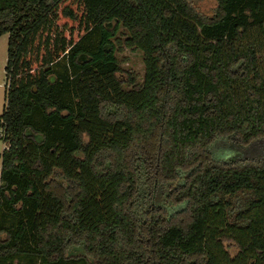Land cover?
Listing matches in <instances>:
<instances>
[{
	"label": "trees",
	"instance_id": "1",
	"mask_svg": "<svg viewBox=\"0 0 264 264\" xmlns=\"http://www.w3.org/2000/svg\"><path fill=\"white\" fill-rule=\"evenodd\" d=\"M215 1L3 0L0 264H264V0Z\"/></svg>",
	"mask_w": 264,
	"mask_h": 264
},
{
	"label": "rangeland",
	"instance_id": "2",
	"mask_svg": "<svg viewBox=\"0 0 264 264\" xmlns=\"http://www.w3.org/2000/svg\"><path fill=\"white\" fill-rule=\"evenodd\" d=\"M191 6L200 14L211 17L215 13L216 1L215 0H188ZM3 4V0H0V6ZM124 34L126 32L123 29L119 30L117 35L119 44L117 43L116 57L119 62V66L122 70L120 73L121 78H125L127 74L136 77L137 82H141L144 75V64L142 52L136 48H129L123 44ZM7 38L8 34L0 36V114L3 111L5 105V90L7 77L5 75L4 66L7 60ZM119 76V77H120ZM129 88L124 85L123 89ZM4 146L3 140L0 139V156L2 148ZM225 248L229 253L234 254L236 251L235 245L231 241H225Z\"/></svg>",
	"mask_w": 264,
	"mask_h": 264
},
{
	"label": "built area",
	"instance_id": "3",
	"mask_svg": "<svg viewBox=\"0 0 264 264\" xmlns=\"http://www.w3.org/2000/svg\"><path fill=\"white\" fill-rule=\"evenodd\" d=\"M4 138H5V129L4 126L2 125V122L0 121V139L3 140V143H4Z\"/></svg>",
	"mask_w": 264,
	"mask_h": 264
},
{
	"label": "crops",
	"instance_id": "4",
	"mask_svg": "<svg viewBox=\"0 0 264 264\" xmlns=\"http://www.w3.org/2000/svg\"><path fill=\"white\" fill-rule=\"evenodd\" d=\"M3 148H4V146H3ZM3 148H2V149H3Z\"/></svg>",
	"mask_w": 264,
	"mask_h": 264
}]
</instances>
